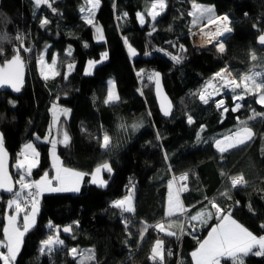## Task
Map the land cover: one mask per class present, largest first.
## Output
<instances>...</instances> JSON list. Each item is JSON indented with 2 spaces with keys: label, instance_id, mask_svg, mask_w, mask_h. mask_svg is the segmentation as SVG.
I'll use <instances>...</instances> for the list:
<instances>
[{
  "label": "trees",
  "instance_id": "1",
  "mask_svg": "<svg viewBox=\"0 0 264 264\" xmlns=\"http://www.w3.org/2000/svg\"><path fill=\"white\" fill-rule=\"evenodd\" d=\"M49 3L51 8L46 4L36 8L35 0H0V62L19 52L27 67L19 93L0 91V128L14 160L12 172L18 180L15 154L33 140L40 156L31 178L37 179L44 172L53 175L51 144L45 141H59L63 132L70 141L67 147L57 144L62 164L91 174L102 161H109L113 172H104L108 181L104 188L91 184L89 175L78 193H45L35 226L23 237L14 264H160L158 258L152 259L157 239L164 241L163 264H192L193 250L218 219L213 215L200 224L185 222L179 214L166 217L168 184L177 174L185 173L189 184L179 192L187 209L184 216L203 210L215 213L210 205L216 202L223 214L230 213L256 235H264V115L250 119L253 109L264 114V105L256 102L259 93L234 102L227 90L210 98L207 105L199 99L207 80L225 64L238 81L253 68L264 73V46L257 42L264 33V0H167L166 9L155 22L148 15L153 0H101L95 20L103 26L102 42H97L94 27L85 22V12H81L87 5L85 0ZM194 3L211 4L216 16L230 17L233 31L220 39L224 52L218 51L219 43L191 44L189 31L198 26H193L190 15ZM139 12L145 17L143 26ZM43 19L49 24L41 28ZM20 34L24 35L23 43L16 39ZM129 46L136 50L135 56ZM23 48L31 51L26 53ZM45 50L48 60L56 56L62 62L60 74L47 81L37 63ZM104 51L108 59L86 75L87 61L99 58ZM253 53L256 60L251 59ZM172 56L181 57L182 62L175 63ZM71 60L75 67L67 73V61ZM158 69L174 101L169 117L160 112L154 78L149 79ZM111 76L120 97L105 103ZM236 92L243 93V87ZM221 99L227 112L215 106L214 101ZM9 101H14L15 107ZM55 103L71 110L68 116L59 117V123H53ZM235 103L242 104L238 111H232ZM188 116L192 124L187 122ZM241 121L251 128L252 140L218 152L214 141L238 130L243 126ZM136 123L142 127L133 130L131 125ZM104 132L110 137V147L118 145L111 154L100 147ZM233 175H243L247 186L231 188ZM175 184L180 187L177 177ZM133 185L135 211L122 214L111 205ZM226 191L230 199L222 195ZM10 197L0 192V239L4 237ZM178 219L184 223L182 233L176 223L169 227ZM159 222L165 225L163 231L154 227ZM49 224L58 227L56 236L64 245L41 253L43 240L53 232ZM63 225L71 226L70 235L61 231ZM194 225L200 227L194 230ZM168 231L177 235L169 237ZM72 247L77 248L75 257L70 254ZM5 250L0 248V252ZM245 264H264V256L249 255Z\"/></svg>",
  "mask_w": 264,
  "mask_h": 264
},
{
  "label": "snow or ice",
  "instance_id": "2",
  "mask_svg": "<svg viewBox=\"0 0 264 264\" xmlns=\"http://www.w3.org/2000/svg\"><path fill=\"white\" fill-rule=\"evenodd\" d=\"M85 3L88 5L87 9L81 8V12H86L85 22L95 29L97 42L104 41L103 30L98 25L95 20V14L101 6V0H85ZM46 4L49 8L52 5L49 3V0H35L36 8H39L40 5ZM165 0H156L155 3L151 5L148 15L152 17L153 22L156 18L161 15L166 9ZM194 11L190 13L194 17L192 23L195 26L199 21L207 19L209 25H215L216 30L208 36V42H211L214 38L224 36L226 33H231L233 31L230 27L229 17L226 15L216 16L214 15V9L212 7H205L199 4H193ZM55 12L56 9H53ZM36 13L33 12L35 17ZM127 16V13H124ZM141 26L144 25L145 20L144 16L140 13L137 14ZM49 24L48 19H43L40 21V27L43 28ZM203 31V29H201ZM16 39L23 43L24 35L20 34L16 36ZM126 42V41H125ZM258 42L260 45H264V34L258 36ZM88 47L87 44L84 45ZM24 52H30V48H23ZM225 45L223 42L218 44V51L224 52ZM129 52L131 55H136V50L129 46ZM0 55H3V49L0 47ZM68 55H71V49L68 50ZM108 52L104 51L100 54V60H89L88 68L86 75H91V69H93L97 64H102L105 60L108 59ZM171 59L179 64L182 62L181 57L172 56ZM252 60H256L257 57L255 53L251 55ZM39 63V72L43 80L47 81L50 78H54L59 75L60 72L56 67V60L53 59L49 64L45 61L44 56H38ZM24 62L17 52L11 59H5L3 64H0V88H11L14 92L19 93L23 86L24 81ZM74 68L73 63L68 64L69 72ZM262 72L252 71L250 74H244L239 78L233 77L232 72L228 68H223L220 71H217L211 80L208 81L206 87L199 93V99L203 104L207 105L210 102V98L213 95H220L221 88L229 89L233 94V100L243 101L245 95H258L256 102L258 104L264 105V81L257 82L260 78ZM67 79V75L64 77ZM155 79L157 86L160 85V73H153L149 79ZM218 78L219 84H214L213 81ZM243 84V93H237L236 89L241 88ZM109 88L107 91V99L105 103L113 102L119 100V96L115 92L114 82H109ZM211 88L212 91H208ZM9 103L15 107L14 101H9ZM215 106L218 109H223L224 112H227L228 109L224 107L225 101L223 99L219 101H214ZM162 113L165 117L170 116L171 114V104L170 102L162 104ZM242 107L241 103H235L232 111H238ZM70 109L60 107L59 105H53V123H59V117L61 115L68 116L70 114ZM253 115L250 119H255L257 116L264 115L262 113H257L255 110H252ZM187 122L192 124L194 121L191 116L187 117ZM243 125L237 131L233 132L230 135L224 136L222 139H216L214 141L215 148L218 152L224 153L230 148H236L238 145H244L247 141L252 140L253 133L250 127L247 126L246 121H241ZM125 130L126 127L121 125ZM142 127V123L132 124L131 128L133 130H138ZM62 140H50L45 141L46 143L51 144V156L53 158V168L55 170V175L51 178L49 177L48 172H44L39 179H30L32 177V171L34 168L39 165V156L40 153L37 151L33 143H26L23 147V150L19 153L18 163L16 168L22 171L19 174V178L16 183L19 184V191H14L12 177L10 176L7 167L6 161L8 159V152L5 148V137L2 132H0V190L12 194V198L7 201V206L9 209H15V215L8 217L7 226L4 227L3 233L6 242H0V248L7 250V254L0 252V261H3V264H14L20 250L22 247V240L25 234L30 230V228L35 226L36 218L40 211L41 199L45 193H78L81 188V183L84 180L85 176L90 175V183L97 185L101 188L107 186L108 181L105 180L102 176L103 172H107L109 175L112 174L113 169L107 161H102L98 166L95 167L94 172L91 174L85 173L82 171H76L67 167H64L60 162L59 157L56 154L57 144L63 143L65 147L68 146L70 137L66 132L62 133ZM37 139H39L37 137ZM200 141V137H197V142ZM100 147L105 149L109 154L118 147V145H111L110 147V137L107 132H104L100 138ZM188 179V174L185 173L179 177L180 181H186ZM231 188H236L237 186L245 187L247 186V181L243 175H233L231 178ZM176 183V177H173V180L169 182V196L168 203L166 208V217H177L178 214L183 218L185 222L198 221L200 224H206L208 219L213 215H216L217 219L221 222L211 229L208 233L206 239L200 243L197 251L192 253V256L195 260V264H221V258L226 257L230 260L231 264H245V258L249 255L254 256H264V236L259 238L250 232L247 228L238 224L235 220L230 218V213L228 215H221L222 209L215 202L211 203V208L215 209V213H212L207 210L198 211L193 215L184 216V213L187 209L184 208L182 202L179 199V192L186 190L183 186L176 189V194L173 195L171 189L173 184ZM26 192V195H25ZM223 196L230 199L229 192H223ZM21 200L24 201V207L21 206ZM134 200V185L129 188L128 193L122 198L117 199L111 205L116 209H120L121 213H134L135 209L133 206ZM249 210L251 206L249 205ZM24 212L22 229L18 226L17 217L20 213ZM176 223L181 233L184 230V223H181L180 220H176L169 223ZM125 226L127 227V222L125 221ZM49 228H52L53 225L49 224ZM154 227L163 231L165 225L163 222H159ZM264 227V225H262ZM146 231V227L144 229ZM58 231V230H57ZM72 231L71 226L64 227L63 232L70 233ZM167 236L172 237L176 236L177 233L173 231H168ZM54 245H64V241L59 239L58 236L48 235L45 240L42 242V247L40 248L41 253H45V250H53ZM48 254H51L49 251ZM70 254L75 257L77 254V248L72 247L70 249ZM172 253L169 251L168 255ZM86 259H91L93 257L86 256ZM159 259L160 264H163L164 261V241L162 239H157L155 241V246L152 248V259ZM83 264V261H81Z\"/></svg>",
  "mask_w": 264,
  "mask_h": 264
},
{
  "label": "rangeland",
  "instance_id": "3",
  "mask_svg": "<svg viewBox=\"0 0 264 264\" xmlns=\"http://www.w3.org/2000/svg\"><path fill=\"white\" fill-rule=\"evenodd\" d=\"M156 2V0H153V3H155ZM165 2H166V5H167V0H165ZM195 4H199V5H202V6H205V7H212L213 9H214V7H213V5H211V4H208V3H195ZM87 7H88V5H86V8L85 9H87ZM193 11H194V8H193ZM140 14H142L143 16H144V14L142 13V12H139ZM85 15H86V12H85ZM215 15V14H214ZM218 16H220V15H218ZM144 20H145V17H144ZM206 20V19H205ZM98 23V25L102 28V30H103V26H102V24L100 23V22H97ZM198 26H196V27H194L193 29H191V30H197V29H199V28H201V26H203V25H205V24H208V21H206V22H204V20H201V21H199L198 23ZM231 27V26H230ZM94 35H95V38H96V33H95V29H94ZM103 36H104V31H103ZM97 40V39H96ZM214 40V39H213ZM218 42L217 43H220V39L219 40H217ZM204 44H206V43H209L208 42V38L207 39H205L204 40ZM192 44V43H191ZM193 46H195V45H193ZM38 56H44V58H45V61L47 62V63H51L52 62V60L53 59H55L56 60V67H57V70H60V68H61V65H62V62L60 61L61 59L60 58H58V57H54L52 60H48L47 59V56H46V50L45 51H43V52H41ZM89 60H100V57L99 58H90ZM88 60V61H89ZM88 61H87V64H86V67H85V73L87 72V71H89V68H88ZM37 63H38V58H37ZM69 63H73L74 64V67H75V61L74 60H71V61H67V68H66V71H67V73H69V69H68V64ZM38 67L40 68V66H39V63H38ZM95 68V67H94ZM94 68L93 69H91V72H93V70H94ZM74 69V68H73ZM72 71V70H71ZM252 71H255V72H262V70H259V69H256V68H253V69H251L249 72H246V73H244V74H250ZM243 74V75H244ZM263 72H262V75H261V77L260 78H258V80H257V82H261V81H264V79H263ZM214 75V74H213ZM213 75L207 80V82L206 83H208V81L209 80H211L212 78H213ZM238 80V79H237ZM109 82H114V84H115V92H116V94L120 97V95H119V89H118V87H117V84H116V80H115V77L114 76H111V77H109V79H108V84H109ZM206 83H205V85H206ZM213 83L214 84H219V80H218V78L216 79V80H214L213 81ZM204 85V86H205ZM110 86V85H109ZM203 86V87H204ZM242 87H243V84H242ZM203 89V88H202ZM201 89V90H202ZM201 92V91H200ZM54 105H58L57 103H55ZM237 131V130H236ZM235 132V131H234ZM233 133V132H232ZM232 133H230V134H232ZM230 134H228V135H230ZM34 145H35V143H34V141H31ZM56 154H57V156L59 157V160L61 161V157H60V155H59V153H58V151H57V149H56ZM51 158H52V156H51ZM109 164H110V162L109 161H107ZM52 163H53V158H52ZM111 165V164H110ZM63 166L64 167H67V168H70V169H73V170H76V171H79L78 169H75V168H73V167H70V166H67V165H64L63 164ZM95 169V168H94ZM92 172H94V170L92 171ZM91 172V173H92ZM55 175V170H54V172H53V175H49V177L51 178L52 176H54ZM102 176H103V178L105 179V177H104V172L102 173ZM40 178V177H39ZM39 178H37V179H39ZM106 180V179H105ZM188 181H186V182H182L181 183V186H183L184 188L188 185V183H187ZM179 185H180V183H179ZM16 191H19V184H18V186H17V189H16ZM171 191H172V193H173V195H175L176 194V189H171ZM12 198V196L9 198V199H11ZM179 199H180V194H179ZM216 203V202H215ZM217 204V203H216ZM218 205V204H217ZM222 209V208H221ZM24 213V212H23ZM22 212L20 213V215H19V217H17V220H19V219H22L23 220V218L21 217V214H23ZM13 215H15V209L14 208H12V209H9L8 208V211H7V214H6V221H5V224H4V227H6L7 226V222H8V217L9 216H13ZM25 215V213L23 214V216ZM221 215L223 216L224 214H223V212L221 213ZM215 224V223H214ZM18 226H20L19 224H18ZM21 227V229H22V226H20ZM212 227V226H211ZM60 239V238H59ZM203 241V240H202ZM0 242H6L5 241V238L3 237V238H1L0 239ZM199 248V246L197 247V248H195L194 250H193V252L194 251H197V249ZM3 253L4 254H7V250H5V251H3Z\"/></svg>",
  "mask_w": 264,
  "mask_h": 264
},
{
  "label": "water",
  "instance_id": "4",
  "mask_svg": "<svg viewBox=\"0 0 264 264\" xmlns=\"http://www.w3.org/2000/svg\"><path fill=\"white\" fill-rule=\"evenodd\" d=\"M261 34H264V33H261ZM260 35V34H259ZM257 42H258V39H257ZM258 44H259V42H258ZM260 45V44H259ZM260 46H264V45H260ZM17 54V53H16ZM15 54V55H16ZM19 55L21 56V59L23 60V62H24V65H25V68H24V81H23V85H24V83H25V79H26V71H27V67H26V61H25V59L22 57V55L19 53ZM14 56V55H13ZM12 56V57H13ZM12 57H10V58H8V59H11ZM0 64H3V62H0ZM156 72H159L160 73V85L159 86H157V84H156V82H155V79H154V93H155V98H156V102H157V105H158V107H159V110H160V112L162 113V104H164V103H167V102H170V104H171V114L173 113V111H174V101H173V99H172V97H171V95L169 94V92L167 91V88H166V86H165V83H164V77H163V72L161 71V70H156L155 71V73ZM23 87V86H22ZM22 89V88H21ZM2 90H12L11 88H8L7 86L5 87V88H0V91H2ZM13 91V90H12ZM163 114V113H162ZM170 114V115H171ZM169 117V116H168ZM0 132H2L3 133V131L1 130V128H0ZM3 135H4V133H3ZM5 148H6V150H7V152H8V159H7V161H6V167H7V170H8V172H9V174H10V176L12 177V181H13V188H14V191H16V189H17V186H18V183H16V181H17V179H16V177L14 176V174H13V172H12V165H13V162H14V160H13V158H12V155H11V153H10V151L8 150V148L6 147V145H5ZM0 192L1 193H3V194H7V195H12V194H10V193H7V192H4L3 190H0ZM68 226H70V225H63L62 227H61V231L63 232V228L64 227H68ZM65 235H70L71 234V232L70 233H65V232H63Z\"/></svg>",
  "mask_w": 264,
  "mask_h": 264
},
{
  "label": "built area",
  "instance_id": "5",
  "mask_svg": "<svg viewBox=\"0 0 264 264\" xmlns=\"http://www.w3.org/2000/svg\"><path fill=\"white\" fill-rule=\"evenodd\" d=\"M226 16H228V15H226ZM229 17V16H228ZM229 20H230V22H231V19H230V17H229ZM232 24V23H231ZM201 29H203V31H201ZM211 32H213V28L212 27H209V24H205V25H203V26H201V28H199V29H197V30H190L189 31V38H190V42L192 43V45H195V46H205V45H210V44H217V40H219V39H221L223 36H220V37H216V38H214V40H212L211 42H209V43H206V44H204L205 42H204V40L205 39H207L208 38V36L206 35V34H210ZM226 34H228V33H226ZM225 34V35H226ZM224 35V36H225ZM228 68L231 72H232V75H233V77H235V78H237L236 76H235V74H234V72L232 71V69H231V67L229 66V64H225V65H223L218 71H220L221 69H223V68ZM206 85H207V83H206ZM206 85L203 87V89L206 87ZM202 89V90H203ZM201 90V91H202ZM227 90H229V89H224V88H221V94H223L225 91H227ZM208 91H212V89L211 88H209L208 89ZM220 94V95H221ZM216 96H218V95H213L212 97H216ZM211 97V98H212ZM23 150V147H20L18 150H17V152H16V154H15V163H18V159H19V153L21 152ZM181 175H183V174H177V180H178V182L180 183V187H181V183L182 182H186V181H180L179 180V177L181 176ZM25 195H26V192H25ZM21 206L22 207H24V201L23 200H21ZM186 209V208H185ZM215 210V209H214ZM223 212V211H222ZM23 213V212H22ZM186 213H187V211L184 213V215H186ZM18 224L20 225V226H22V224H23V220L22 219H19L18 220ZM200 226L198 225V226H196V225H194L193 226V229L194 230H196V229H198ZM58 227L57 226H54L53 227V232L51 233V235H53V236H56L57 234H58Z\"/></svg>",
  "mask_w": 264,
  "mask_h": 264
},
{
  "label": "crops",
  "instance_id": "6",
  "mask_svg": "<svg viewBox=\"0 0 264 264\" xmlns=\"http://www.w3.org/2000/svg\"><path fill=\"white\" fill-rule=\"evenodd\" d=\"M62 137L59 139V140H62L63 139V135H61ZM31 141H33V140H29V141H27L26 143H32ZM25 143V144H26ZM35 143V142H34ZM24 144V145H25ZM24 145L22 146V147H24ZM34 145V144H33ZM35 147H36V149H37V151L39 152V150H38V148H37V146H36V144L34 145ZM39 159V158H38ZM61 162V161H60ZM62 163V162H61ZM17 164V163H16ZM20 172L22 171V169L21 170H19ZM80 171V170H79ZM30 179H32V178H30ZM35 179V178H34ZM187 181H188V179H187ZM188 184H189V181L187 182ZM82 184V183H81ZM188 187V186H187ZM172 189H177V186H176V184L174 183L173 184V187H172ZM168 196H169V193H168ZM181 201V200H180ZM167 203H168V197H167ZM133 206H134V200H133ZM166 208H167V204H166ZM24 214V213H23ZM23 214H21V217L23 218ZM229 213H225L224 215H228ZM230 218L231 219H233V220H235L238 224H240V225H242L243 227H245V228H247L245 225H243L241 222H239L236 218H234L231 214H230ZM221 221L220 220H218L215 224H213L212 225V227L209 229V231H208V233L211 231V229L213 228V227H215L217 224H219ZM250 232H252L249 228H247ZM208 233L206 234V236L202 239V240H204V239H206L207 238V236H208ZM255 236H257L258 238L260 237V236H258V235H256L254 232H252ZM262 236H264V235H262ZM200 241V243H202L203 241ZM22 242H23V240H22ZM200 243H199V245H200ZM198 245V246H199ZM197 246V247H198ZM196 247V248H197ZM192 264H195V260H194V258H193V263ZM221 264H231V262L226 258V257H223V258H221Z\"/></svg>",
  "mask_w": 264,
  "mask_h": 264
},
{
  "label": "bare ground",
  "instance_id": "7",
  "mask_svg": "<svg viewBox=\"0 0 264 264\" xmlns=\"http://www.w3.org/2000/svg\"><path fill=\"white\" fill-rule=\"evenodd\" d=\"M220 16H223V15H220ZM230 21V20H229ZM230 26V25H229ZM209 27H212L213 28V31L216 30V26L215 25H209Z\"/></svg>",
  "mask_w": 264,
  "mask_h": 264
}]
</instances>
